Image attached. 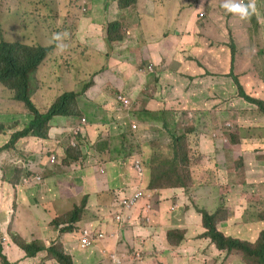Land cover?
<instances>
[{
  "label": "rangeland",
  "instance_id": "374dc122",
  "mask_svg": "<svg viewBox=\"0 0 264 264\" xmlns=\"http://www.w3.org/2000/svg\"><path fill=\"white\" fill-rule=\"evenodd\" d=\"M89 1H94V5L100 3V6L92 9L91 7L94 6H82L84 1L77 2L76 0H0V41L4 40V37L6 40L11 41L29 39L28 42L22 43L34 46H51V48H55L58 43L64 42L76 44L89 55L90 60L100 58L96 69H100L102 65H105L104 68H106L108 64L103 62V59L106 60L107 56L102 58V52H100L98 44L101 27L105 29L110 27L109 38H120L123 33L133 29V34L127 38L133 41L137 38L146 37V33L139 31H141V28L144 29V21L148 15L155 14L156 7L163 6L164 8L163 10L160 9L162 21L172 22L176 18V15H173L174 12L178 11V17L180 18L191 3H200V1L196 2L195 0H183L184 2L180 0H124L120 4L119 0ZM117 6L119 15L116 19L111 20L110 17L115 16V8ZM206 6L207 4L205 3L201 4L199 9L193 13V20L196 15L201 16L205 13V17H200L199 22L196 19L194 20L203 33L198 39H194L193 42L190 41L195 33L193 29H188L190 23L185 25L164 24L160 26H166L170 30L171 37L169 39H172L175 44H178L179 41H184V45L190 42L186 47H183L184 45L182 46L183 48L180 47L182 50L169 45L177 49L178 53L181 54L189 55L190 52H193L195 61L190 64V68L184 70L190 71L193 77H183L188 80L196 79L197 84H188L187 92L193 98L199 96L210 98L215 109L213 115L203 121V129L211 131L217 124L222 122L220 114L227 112L228 121L230 120V123L233 124L231 128V130H234L233 136H237L238 142L242 144L237 146L235 150L245 154V157L240 159L242 162L239 160L237 164L245 165V168H236L237 173H235L233 180L231 177L228 178L223 186L211 192V187L217 181H207L209 178L206 177L207 171L200 169L203 162V159L199 160L200 153H196L197 158L194 161H191L189 157L192 134H188L187 130H194L196 128L195 124L190 123V127L185 129L186 137L183 146L185 147V152L188 153L189 165H183L181 162L178 174L173 175L171 180L178 177L183 178L185 185H187L185 189V206L188 207L172 216V218L176 222L178 216L192 212L193 217L184 220V224L189 223V220H193L194 223H199L200 229H197L196 234L189 238L190 241L188 240L185 247L186 252H177L178 248H181L184 243L180 246H175L171 243L170 249L176 251L182 257L170 260L171 263L175 262L176 259L177 261L184 260L185 262L181 264H257L256 259L243 251H239V253L230 257L227 251L222 252L214 249L217 246L210 239L205 238L207 231L204 228L203 215L199 212L207 210L211 215L219 217L221 222L217 221L216 223L221 232H224L227 236L244 240L252 246L259 241L264 231V129H255L260 115L254 112L251 107L242 105L243 99H240L241 95H238L239 85H241L252 97L264 99V85H261L264 83V22L259 20V17L264 16V14L260 13L249 21L246 40L241 27L234 25L231 17L227 20L221 15L218 16L217 23H227L225 27L228 32L229 26V33L224 35L212 34L213 19L210 11L206 10ZM238 16L241 17L240 14ZM136 18L140 19L137 20ZM124 19L129 20V25L120 22ZM134 23H138V27H135L136 24ZM57 33H67V36L62 41H56L54 36ZM124 40L118 39L116 42ZM17 46L23 45L18 44ZM233 48L236 49V52L233 51ZM214 55H219L220 60L217 61ZM198 62L212 76L207 75L208 77L203 79V70L199 69ZM94 63L96 62L94 61ZM146 65L147 63L145 67ZM37 75V73L34 75L29 85V94L32 102H35L37 110L40 113H45L49 108L44 107V104H48L57 96L53 88H46L45 85L50 84V80L55 78L57 74L40 76V81L44 84L43 88L40 87ZM95 77L96 73H89L87 80L76 90L83 96L79 97L74 105L76 106L74 110L76 114L87 112V104L91 100L84 97V93L92 90ZM58 81L60 83L65 82L63 79ZM210 81H215V83L211 84ZM15 83L16 80H12L6 85L15 89ZM7 86H4L0 80V90L3 93L8 90ZM86 86H89V88L84 92ZM174 91L180 94L177 90ZM119 93L120 91L109 90L104 95L111 99ZM13 109L25 110V114L19 121L15 117L12 120H7L17 130L13 132L15 134L26 127L27 122L33 118V115L23 103L17 101L12 107ZM241 109L244 110V114H241ZM72 116L75 115L67 111L65 114L53 116L47 127L42 130L46 132L50 128L49 133L47 132L42 139H47V143L53 144L56 150L61 148V155L57 157V163L51 165L48 170L44 168L43 163L45 164L46 161L51 159V149L45 143L41 145L39 138L19 139L14 144L9 145V147L6 145L4 151L0 152V176L7 174L11 178L15 176L21 179L24 178V180H21L22 183L31 182L33 183L32 186L30 184L25 185L29 188H34L36 186V183H34L36 175L34 174H39L38 176L42 178L40 184L44 182V185L48 186L47 189L38 188L26 193L24 208L20 209L19 215L14 216L12 210L17 211L22 196L12 203L10 211L11 217L16 221L15 229L24 232V234L21 237L18 235H6L4 240L0 233V264H3V257L6 260L9 258L12 264H53L52 261H44L46 256L44 251L50 247L47 229L49 223H43L42 220L45 218L50 219L56 215V211H60L61 215L59 217H67L82 204L80 201L83 193L81 179L83 164L86 162V146L82 147L81 144L78 150L65 151V148L69 146L65 135H57L55 139H49L47 135L50 134L52 128H55L56 132L71 129L69 122L79 120L77 116ZM205 135H208V133H205ZM39 148H43L39 152L47 156L38 155L35 157L27 155L28 152L37 154ZM180 154L182 156V150ZM207 156L209 157L208 162L217 165L220 174L227 177V172L224 169V163L227 158L222 140H219L218 150L214 142V149ZM21 157L22 159L19 160ZM41 160L42 162H40ZM36 163L39 167L38 169L35 168ZM167 168L169 169L170 167ZM28 169H31L32 172L28 171ZM192 176L195 181L197 180L196 183L192 182ZM96 177L99 180V172ZM83 179L85 180L84 176ZM120 180L123 184L124 181L121 178ZM171 180L169 187H176ZM28 197H30V201L27 200ZM70 197H75L78 200H70ZM9 199L10 196L6 194L4 186L1 185L0 204L2 202L9 203ZM92 204L100 208L107 205H116L114 201L105 197L103 199L96 198ZM40 206L45 208V210L40 208ZM152 210L156 215L154 217L165 224L170 223V220L164 217L163 211L158 204L155 203ZM82 212L85 211L82 210ZM226 212L231 215L229 219H227L228 215ZM101 213L106 215L109 211L103 210ZM87 215L95 218L96 210L89 212ZM72 224L75 223L73 222ZM184 224L181 225L183 230H185ZM64 226H68V224ZM66 229L63 230L64 233L69 231V228ZM141 229H145V227H141ZM164 235L166 238V231ZM154 237H157V233L154 234ZM159 239H161V236H159ZM102 245L106 246L107 243ZM119 245V256L124 261V264H136V262L139 264L145 257L144 254H141L146 251L145 249L129 247L126 242H119L117 247ZM96 248L103 258L101 264H111L110 260H106L103 248ZM114 248V244H109L106 247V253H112ZM93 249L94 247L91 248L92 251ZM74 250H78V247L75 243H72L66 252L75 254ZM92 251H77L74 264H84L83 262L85 264H96L97 260L95 259L98 256ZM33 253L34 255H31Z\"/></svg>",
  "mask_w": 264,
  "mask_h": 264
},
{
  "label": "clouds",
  "instance_id": "9594fccd",
  "mask_svg": "<svg viewBox=\"0 0 264 264\" xmlns=\"http://www.w3.org/2000/svg\"><path fill=\"white\" fill-rule=\"evenodd\" d=\"M76 1H84L82 6H94L91 7L92 9L100 6V3L94 5V1ZM122 1L124 0H119V4ZM180 1L184 2L183 0ZM195 1H200V3H191L180 18L178 17L177 11L175 14L176 18L172 22L161 20L162 13L160 9L163 10L164 8L163 6L158 7L154 15H148L144 21V29L141 28V31H139L146 33L145 38H137L133 41L127 39L133 34V29L123 33L120 38H109L110 27L108 29L101 27L98 44L100 46V52H102V58L107 56L106 60L103 59V62L108 64L106 68H104L105 65H102L100 69H96L100 58H93L90 60L89 55L86 54L81 47L76 44L64 42L58 43L55 48H51L50 46L49 53L44 63L30 75L29 85L36 73L38 74L36 77L40 81V76L53 74L62 66L66 67V77L72 85L67 88L61 87L58 85L55 78L50 80V84L45 85L46 88H53L57 93V96L48 102V104H44V107L49 108L46 110L45 114L50 111L62 96L70 92L74 93L75 97L66 107V111L75 115L72 117L77 116L79 120L69 122L71 129H64L60 132H56V129L52 128L47 138L55 139L57 135H65L69 143L65 151L78 150L81 144L82 147L86 146V162L83 164L81 179L83 193L80 201L82 204L67 217H59L61 213L60 211H56V215L52 216L53 218H45L42 220L43 223H49L47 229L50 247H55L53 244L54 242L63 243L66 240L68 241V245H65L61 250L69 256L65 264H74L77 251H92L91 248L93 247L94 249L92 252L96 253L98 256L97 259H95L97 260L96 264H101L103 261L101 253L96 247L103 248V253L107 258L106 260H110L111 264H124V261L119 256V247L121 245L120 243L117 247L119 242H126L129 247L145 249L146 251L141 253L145 256L155 250L143 246L144 241L164 240L169 243L168 235L166 238L164 235L166 230L163 226L165 223L154 217L156 215L152 208L155 203L158 204L163 211L164 217L170 220L173 214L180 212L185 206L186 185H184V187H169L171 179L164 177L162 166L173 158L177 148L182 149V156L185 153V147L183 146L186 137L185 129L190 127V123H194L196 127L194 130H187L188 134H192L189 146V157L191 161L197 158V152H203L201 144L204 141L215 142L217 150L219 140H222L224 145L227 158V161L224 163V169L227 172V177L220 174V170L217 176L209 177L207 181H217L211 187V192L223 186L228 178L231 177L233 180L235 173H237L236 168H245V165L242 166V164H237L241 158L245 157L244 152L239 153L235 150L236 148L228 149L226 147L229 143L226 134H233L234 132V130H231L233 124L230 123V120L228 121L227 112L220 114L222 122L217 124L211 131L203 129V121L209 119L215 112V109L210 98L204 96L193 98V96L187 92L188 84H197L196 79L188 80L186 77H183H193L190 71H184L190 68V64L195 61L193 52H190L189 55L178 53L177 49L182 47L185 42L179 41L178 44L180 46H175L177 49L172 48V39H169L171 37L170 30L167 29L166 26H160L164 24L185 25L190 23L188 29H193L195 33L190 42H193L196 38L198 39L203 32L194 20L196 19L199 22L200 17H205V13L201 16L196 15L194 20L192 18L190 21L188 15L190 14L193 16V13L204 3L202 0ZM205 4H207L206 10L210 11L211 18L213 19L211 28L212 34L224 35L225 33H229V26L228 32L225 27L227 23H217V18L221 15L223 18H227V20L231 17L233 19L232 23L237 27H241L243 36L246 40L249 21L257 17L260 13L264 14V4L258 0H222L219 6L215 8V13L212 10L211 4ZM115 11V16L110 17L111 20L116 19L119 15L118 6L115 8ZM238 14H240L241 17H239ZM136 19L138 20L140 18ZM259 20L264 22V16L259 17ZM120 22L127 23L128 25L130 23L128 19H124ZM134 24H136L135 27H138V23ZM233 31L235 32L234 29ZM66 36L67 33H57L54 39L56 41H62ZM118 39L125 40L116 42ZM28 41L29 39L11 41L6 40L4 37V41L0 42L7 43L19 49L21 46H17L18 44L22 45V42ZM188 44L183 47H186ZM182 48L179 50H182ZM154 54L157 57L154 58ZM214 56L217 61L220 60L219 55ZM94 61L96 63H94ZM146 63L147 65L145 67ZM198 67L200 70H203V79L212 76L199 62ZM89 73H96L92 90L84 93V97L91 101L87 104L86 113L79 112L76 114L74 111L76 106L74 105L77 103L79 97H83L76 90L87 80ZM121 77L124 78L117 80ZM210 83L214 84L215 81H210ZM2 84L7 86V83L2 82ZM261 85H264V83ZM7 87L8 90L6 92L8 95L12 91L14 93V100L26 106L24 102L16 98V87L15 89L9 86ZM40 87H44L41 81ZM88 88L89 86H86L84 92ZM109 90L120 91V93L110 99L104 95L105 93L107 94ZM174 90H177L180 94H177ZM247 95L252 97L248 93ZM10 99L9 95L7 102L10 101ZM30 101L35 105V102H32L31 95ZM54 101L55 103H53ZM24 114L25 110L23 109L20 115H15L13 113L14 116L11 118H9L6 109L0 113V134H9L5 143L4 137H0V152L4 151L6 145L9 147V142L14 135L13 132L17 131L11 126L9 132H5L2 127L4 120H12L15 117L19 121ZM240 118L243 119L242 117ZM47 124L43 129L47 127ZM10 125L12 124L10 123ZM49 129L46 130V132L42 131V137L39 138L41 145L45 143L51 149V159L46 161L45 164L43 163L46 170H48L51 165H55L57 163V157L61 155V148L56 150L53 144L47 143V139H42L47 132L49 133ZM205 133H208V135H205ZM28 138L35 137L29 136ZM181 149L178 150L181 152ZM41 150H43V148H39L37 154L28 152L27 155L35 157L38 155H45L39 152ZM186 154L188 155V153ZM21 159L22 157L19 158V160ZM240 161L242 162V160ZM40 162H42V160ZM183 165H189V162L183 163ZM165 167L168 169V166ZM35 168H39L37 163ZM28 171H31V169H28ZM98 172L99 180H97L96 177ZM34 175H36L34 180L36 186L34 188L26 186L29 184L32 186L33 183H22L21 181V184L28 187V190L23 194L11 195L8 200L9 203L2 202L0 204V233L4 240L6 235H18L21 237L24 234V232L15 229L16 221L11 217V211L6 210L4 206L11 207L12 203L22 196L18 206V212H20V209L24 208L26 193L38 188H48L47 185H44V182L40 184L42 178L38 176L39 174ZM120 178L124 181L123 184ZM10 179L11 177L9 175L6 176L2 174L0 176V186L3 185L6 191ZM21 180H24V178ZM172 181L173 180H171V182ZM103 197L111 199L116 205H107L100 208L92 204L96 198L103 199ZM27 200L30 201V197H28ZM70 200L78 199L70 197ZM49 202L52 203L51 200H49ZM84 204L86 205L83 206ZM40 208L45 210V208L41 206ZM82 210L85 212H82ZM95 210V218L87 215L89 212ZM103 210H108L109 213L104 215L101 213ZM12 212L16 211L13 210ZM73 222L75 224H72ZM65 224H68V226H64ZM141 227H145V229H141ZM66 228H69V231H65L67 233H64L63 230ZM149 231H152V233L147 235ZM139 233L142 234L139 235ZM155 233H157V237H154ZM143 236H146V238H143ZM159 236H161V239H159ZM72 243H75L78 247V250H74L75 254L66 252L69 250V246ZM103 243H107V245L103 246ZM109 244L115 245L113 252L110 254L106 253V247ZM170 251L172 250L170 249ZM44 252L46 253L44 257L45 262L52 261L53 264H60L48 251ZM229 256L231 257V255ZM143 262H145V257L139 264H144ZM83 263L85 264V262Z\"/></svg>",
  "mask_w": 264,
  "mask_h": 264
},
{
  "label": "trees",
  "instance_id": "16d2710c",
  "mask_svg": "<svg viewBox=\"0 0 264 264\" xmlns=\"http://www.w3.org/2000/svg\"><path fill=\"white\" fill-rule=\"evenodd\" d=\"M258 1H261L264 4V0H258ZM22 45L23 46L17 49V47H14L4 42H0V80L4 83H8L12 80H16L15 83V87L17 90L16 98L24 102L27 106L26 108L33 115V118L27 122L26 127L22 131L16 132L12 136L9 145L14 144L15 141H17L20 138L26 137L28 139L29 136L41 138L43 134L42 130L44 126L47 124V122L52 118V116L56 114L65 113L66 107L75 97L74 93L68 92L60 98V100L50 109L48 113L46 114L40 113L35 107V105L30 101L29 79H30V75L44 63L49 53L50 46L44 47L42 45L39 46H29L26 44H22ZM233 51L236 52V49L233 48ZM55 73L57 74V76H55V80L59 86L67 88L68 86L70 87L72 85V83L66 77L65 66L59 68ZM61 79L65 80V82L60 83L58 80ZM238 95H241L240 99H243L242 105H247L251 107V109H253L254 112L260 115L259 121L257 122L255 129L256 130L264 129V100L249 97L247 95V91L244 90V88L241 85H239ZM240 112L241 114H244L243 109H241ZM226 138L229 140V143L226 146L228 149H233L236 148L237 146L242 145L238 142V137L233 136V134L227 133ZM178 149L181 148H177V150H175L174 152L173 158L167 161L166 163H164L162 166L164 170V177H167L168 179H172L173 175L178 174V169L181 166V162L183 163L189 162L188 155L186 154V152L183 154V156H181L180 150ZM201 159H203V162L201 163L200 169H205L207 171L206 177L217 176L219 172L217 165H215L214 163H209L208 156L203 152L199 154V160ZM165 166H168L170 168L166 169ZM4 175L7 176V174ZM196 181L192 176V182L196 183ZM172 183L173 185L178 187H184L185 185L184 180L181 177H178L176 179L174 178ZM27 190L28 187L21 184V178L15 176L9 180L6 194L9 196L23 194ZM222 200L224 201V199ZM187 207L188 206H184L183 209ZM191 213L192 212H189L185 215L178 216L176 222L171 217L170 223L164 224L163 228L166 230V233L168 235L170 246L171 243L175 246H180L184 243L183 246L178 249H185L188 243V239L186 240V235L183 233L185 230L181 228V225L184 224V220H187L189 214ZM199 213L203 215L204 228L207 231L205 233V238L210 239L214 243V245L217 246L214 249L218 251H227V253L231 256H234L235 254L239 253V251H243L244 253L251 255L254 259H256L257 264H264V231L262 232L259 241L257 243L255 242L256 244L252 246L244 240L236 239L232 236H226L223 232H221L218 229L216 223L217 221L220 220L219 217H216L215 215H211L207 210H202ZM226 213L228 215L227 219H229L231 215L228 212ZM175 214H173V216ZM53 244L55 245L56 248L50 247L45 251H48L53 256V258L57 260L58 263L65 264L69 256L61 250L65 246L64 244L68 245V241L66 240L63 243L54 242ZM31 255H34V253ZM2 263L12 264L8 259L6 260L5 257L2 258Z\"/></svg>",
  "mask_w": 264,
  "mask_h": 264
},
{
  "label": "crops",
  "instance_id": "0c3cea01",
  "mask_svg": "<svg viewBox=\"0 0 264 264\" xmlns=\"http://www.w3.org/2000/svg\"><path fill=\"white\" fill-rule=\"evenodd\" d=\"M202 1L204 3L211 4L212 5V10H213L214 13L216 12L215 8L218 7L219 4L222 2V0H202ZM156 9H158V7H156ZM176 13H177V11L174 12L173 15H175ZM188 17H189V19L191 21L192 16L189 14ZM171 41H172L171 45L176 46V47L180 46L179 44H175L173 42V40H171ZM153 57L155 58L157 56L154 54ZM123 78L124 77H121L120 79H117V80H121ZM9 95H10L11 99H10V101L7 102V100L9 99ZM9 95H8L7 92L3 93L0 90V113H2V111H4V109H6L9 118H11V117L14 116L13 113L15 115H20V113H22V110H19V109H13L12 110V107L15 105L16 101L14 100V93L12 91L10 92ZM11 126L12 125H10V123H8L7 121L4 120L2 127H3L5 132H9ZM2 136L4 137V143H5L7 138H8V136H9V134H7V133H4L3 135L0 134V137H2ZM201 149H202V151L204 153L210 154L212 152V150L214 149V143L213 142L204 141L201 144ZM4 208L6 210H8V211H10V209H11V207H9V206H4ZM18 210L19 209H17L16 212H13L14 216L15 215H19ZM192 217H193V213L189 214L188 219H190ZM51 218H53V217H51ZM184 227H185L184 233L186 235V238L189 241H190L189 238L196 234L197 229H200L199 223H194L193 220H189V223L184 224ZM151 233H152V231H149V232H147V235H150ZM141 234L142 233H139V235H141ZM143 238H146V236H143ZM143 246H146L147 248H151V249L155 250L153 252H150L149 254H146L145 262H143L144 264H181L182 262H185L184 260L183 261H177V259H176L175 262L171 263L170 259L178 258V257H182V256L177 254L176 251H174V250L170 251V244L168 242L164 241V240H162V241L147 240V241H144V245ZM156 250H158V251H156ZM177 252H186V249H183V250L182 249H178ZM136 264H138V262H136Z\"/></svg>",
  "mask_w": 264,
  "mask_h": 264
},
{
  "label": "bare ground",
  "instance_id": "6f19581e",
  "mask_svg": "<svg viewBox=\"0 0 264 264\" xmlns=\"http://www.w3.org/2000/svg\"><path fill=\"white\" fill-rule=\"evenodd\" d=\"M183 263V262H182Z\"/></svg>",
  "mask_w": 264,
  "mask_h": 264
}]
</instances>
